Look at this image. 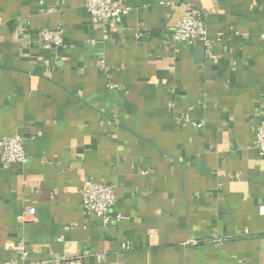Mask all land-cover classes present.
<instances>
[{
    "label": "crops",
    "instance_id": "0c3cea01",
    "mask_svg": "<svg viewBox=\"0 0 264 264\" xmlns=\"http://www.w3.org/2000/svg\"><path fill=\"white\" fill-rule=\"evenodd\" d=\"M85 3L0 0V136L27 155H0V264H264V0H126L105 25ZM189 8L210 49L175 36ZM87 180L114 186L109 224Z\"/></svg>",
    "mask_w": 264,
    "mask_h": 264
},
{
    "label": "built area",
    "instance_id": "2783aa9c",
    "mask_svg": "<svg viewBox=\"0 0 264 264\" xmlns=\"http://www.w3.org/2000/svg\"><path fill=\"white\" fill-rule=\"evenodd\" d=\"M126 0H86L85 6L92 21L95 24L105 25L110 21L120 23L124 14L128 13L130 7L125 4ZM177 39L189 43L202 42L207 48L212 47L208 37L202 13L189 8L175 27ZM41 39L47 48L58 47L63 44V29L55 28L42 32ZM209 58L214 62L218 61L217 55L209 52ZM254 146L264 158V119L256 128ZM0 155L4 163H24L27 155L24 148V139L20 135L8 137L0 136ZM82 200L87 211L101 217L105 224H109L112 210L116 203L114 186L109 183H98L87 180L82 190ZM264 211V205L261 206ZM26 214L34 215L35 208L31 207ZM99 259L104 255L99 254ZM47 264V263H41Z\"/></svg>",
    "mask_w": 264,
    "mask_h": 264
}]
</instances>
